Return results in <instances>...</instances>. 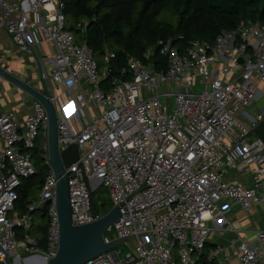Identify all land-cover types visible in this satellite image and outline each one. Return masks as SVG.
Here are the masks:
<instances>
[{
	"label": "built area",
	"instance_id": "2783aa9c",
	"mask_svg": "<svg viewBox=\"0 0 264 264\" xmlns=\"http://www.w3.org/2000/svg\"><path fill=\"white\" fill-rule=\"evenodd\" d=\"M0 8L15 44L26 49L30 28L54 41L59 53L51 82L67 91L76 89L82 107L93 103L97 109L73 134L58 111L60 148L75 142L80 150L79 159L66 169L71 213L75 224L100 219L93 193L106 186L121 219L105 238H123L130 249L123 256L115 249L118 261L108 252L85 264H197L215 227L239 231L223 200L233 199L242 210L264 204V162L256 142L247 143L254 126L264 120L263 20L242 22L214 41L195 39L186 47L174 43L173 36L159 39L158 47L144 53L148 62L127 54L129 78H113L105 89L109 64L102 73L91 47L79 44L68 30L63 0H0ZM41 10L47 12L44 23L32 17ZM157 49L166 68H155ZM114 55L108 52L106 61ZM151 56L154 63L149 62ZM3 79L0 74V85ZM260 101L251 126L242 113ZM49 125L39 100L25 116L14 110L0 113V264L11 256L18 264L58 254L57 179L48 164ZM39 137L49 170L39 195L20 212L23 180L39 170L33 160ZM242 167L250 170V186L227 178ZM45 207L47 240L41 247L31 229L35 213ZM255 232V242L240 237L237 246L216 244L209 258L215 264H264V229Z\"/></svg>",
	"mask_w": 264,
	"mask_h": 264
},
{
	"label": "trees",
	"instance_id": "16d2710c",
	"mask_svg": "<svg viewBox=\"0 0 264 264\" xmlns=\"http://www.w3.org/2000/svg\"><path fill=\"white\" fill-rule=\"evenodd\" d=\"M67 28L75 33L79 44H86L100 64H109L108 75L103 79L104 87H110L111 79L129 78L127 54L141 58L145 51L156 46L159 39L175 37L174 43L181 47L199 39L214 41L224 30H232L248 20L264 21V0H63ZM162 13L177 17L176 21L161 19ZM180 36V37H179ZM114 56L105 61L108 52ZM105 58V59H104ZM156 69L166 68L167 61L156 51ZM36 153H39L36 148ZM35 153V154H36ZM47 169H40L25 178L19 191L17 209L24 212L32 201L31 189H40ZM95 205V202H94ZM46 207L34 223L31 233L46 245ZM121 245V244H120ZM215 245L208 242L200 254L197 264H215L208 254ZM114 249L119 250L118 247Z\"/></svg>",
	"mask_w": 264,
	"mask_h": 264
},
{
	"label": "crops",
	"instance_id": "0c3cea01",
	"mask_svg": "<svg viewBox=\"0 0 264 264\" xmlns=\"http://www.w3.org/2000/svg\"><path fill=\"white\" fill-rule=\"evenodd\" d=\"M46 13V10H41L34 14L32 13V17L38 19L40 23H44ZM6 23V15L3 9L0 8V65L8 68L14 75L23 78L36 88L45 89L46 87L51 97L57 99L56 104L60 116L68 121L70 131L73 134L74 131L78 130V126L85 124L92 119L93 115L97 114L96 107L93 103H90L88 107H82L76 97V89L67 91L63 84L51 82L53 61L59 53V48L54 41L47 40L40 30L30 28L25 35V44L27 46L25 49L23 46L17 45L12 41L9 33L6 31ZM4 53L7 57L2 58ZM105 68L106 65L101 67L102 73L105 72ZM84 84L83 82L81 86ZM35 101L21 87L19 88L9 80L3 79L0 85V113L14 110L18 116H25L33 111ZM261 104H263V101L245 108L242 113V117L251 126L254 124V114L258 111ZM253 142H256L257 151L260 153L261 159L264 162V144H260L259 138L254 132L247 143L251 144ZM42 144L43 138L39 137L37 144L38 150ZM242 148L243 146L240 145L238 150H242ZM227 178L243 187L250 186L252 182L250 170L248 168L244 169L243 167L238 171L231 170ZM221 205L239 231H222L215 227L214 231H216L220 240L215 242L213 241L214 239H211L209 243H212V245L224 244L229 246L231 244L237 246L241 242L240 237L245 241L255 242V231L264 229V204H255L246 210H242L233 199H229L223 200ZM206 246H208V243Z\"/></svg>",
	"mask_w": 264,
	"mask_h": 264
},
{
	"label": "water",
	"instance_id": "95a60500",
	"mask_svg": "<svg viewBox=\"0 0 264 264\" xmlns=\"http://www.w3.org/2000/svg\"><path fill=\"white\" fill-rule=\"evenodd\" d=\"M241 63L244 61L240 58ZM151 56L149 62L154 63ZM0 74L3 78L21 87L35 100H39L45 106L50 125L48 129L49 159L48 164L55 173L57 179V212L60 224V242L57 256L46 260L40 257V264H85L104 253L112 252L114 259L119 260L117 251L114 249L119 243L125 241L123 238H113L107 241L105 233L110 227L121 219L119 206L115 205L100 219L87 224H75L71 213L69 201L68 173L66 169L74 164L80 157L77 143L73 142L67 147L60 148L59 116L57 104L51 99L50 93L45 89L34 87L23 78L14 75L8 68L0 65ZM253 132L259 140L264 142V120L254 126ZM6 264H13L10 257L6 258ZM26 264L31 262L26 259ZM18 264H21L18 262Z\"/></svg>",
	"mask_w": 264,
	"mask_h": 264
},
{
	"label": "rangeland",
	"instance_id": "374dc122",
	"mask_svg": "<svg viewBox=\"0 0 264 264\" xmlns=\"http://www.w3.org/2000/svg\"><path fill=\"white\" fill-rule=\"evenodd\" d=\"M160 18L161 19H167V20H170V21H176L177 17L174 16L173 14L170 15L168 13H162L160 15ZM170 102L171 104L174 103L173 99H170ZM34 162L36 163V166L37 168L40 170V169H47V162L46 160L42 157V151L40 149V146H39V154L38 152L35 154V157L33 158ZM39 189L37 187H34L31 189V192H30V197L33 199L35 197H37L39 195ZM93 200L95 202V206H96V209L102 214V215H105L107 213V210L111 209L113 207V202L112 200L110 199V195L108 193V189L106 186H101L99 189H97L96 191H94L93 193ZM43 211V210H41ZM40 211H38L37 213H35V219L38 220V222L41 220L40 218H38V216L40 215ZM114 232V229H113V226L111 227L110 230H107L106 233H111L113 234ZM111 234H108V236H111ZM115 238V237H114ZM211 239H214L213 241L215 242H218V240H220V237L217 235L216 231H214V229L212 230L210 236H209V240ZM212 241V242H213ZM115 247H118V249L122 252V256L128 252V250L130 249L129 247H126L123 245V243L120 245L117 244ZM196 257V256H195ZM14 259H15V256H11V260L12 262H14ZM21 264H26L24 263L23 260H21Z\"/></svg>",
	"mask_w": 264,
	"mask_h": 264
},
{
	"label": "bare ground",
	"instance_id": "6f19581e",
	"mask_svg": "<svg viewBox=\"0 0 264 264\" xmlns=\"http://www.w3.org/2000/svg\"><path fill=\"white\" fill-rule=\"evenodd\" d=\"M29 261L31 262V264H40V258H31L29 259Z\"/></svg>",
	"mask_w": 264,
	"mask_h": 264
}]
</instances>
